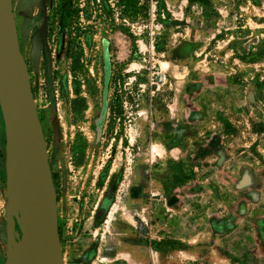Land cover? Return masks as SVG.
<instances>
[{
  "label": "rangeland",
  "instance_id": "rangeland-1",
  "mask_svg": "<svg viewBox=\"0 0 264 264\" xmlns=\"http://www.w3.org/2000/svg\"><path fill=\"white\" fill-rule=\"evenodd\" d=\"M65 264H264V0H12ZM0 105V264L11 209Z\"/></svg>",
  "mask_w": 264,
  "mask_h": 264
},
{
  "label": "water",
  "instance_id": "water-1",
  "mask_svg": "<svg viewBox=\"0 0 264 264\" xmlns=\"http://www.w3.org/2000/svg\"><path fill=\"white\" fill-rule=\"evenodd\" d=\"M11 13L12 19L0 0V105L7 138L10 206L19 217L12 202L14 183L40 263L65 264L47 143L18 37L11 32L15 25L12 7Z\"/></svg>",
  "mask_w": 264,
  "mask_h": 264
},
{
  "label": "bare ground",
  "instance_id": "bare-ground-1",
  "mask_svg": "<svg viewBox=\"0 0 264 264\" xmlns=\"http://www.w3.org/2000/svg\"><path fill=\"white\" fill-rule=\"evenodd\" d=\"M2 3L5 10L9 14V17L12 19V0H2ZM11 32L15 38L18 37L16 25H12ZM12 202L18 210L19 219L21 214L22 222H20L24 229V236L20 240L16 239L12 242L8 257V264H41L35 249L32 233L27 227L25 214L21 207L19 194L14 183L12 184Z\"/></svg>",
  "mask_w": 264,
  "mask_h": 264
}]
</instances>
